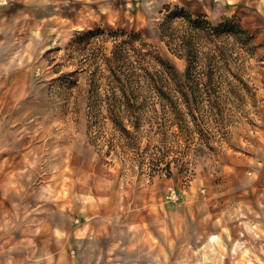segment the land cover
Here are the masks:
<instances>
[{"label": "rangeland", "instance_id": "rangeland-1", "mask_svg": "<svg viewBox=\"0 0 264 264\" xmlns=\"http://www.w3.org/2000/svg\"><path fill=\"white\" fill-rule=\"evenodd\" d=\"M0 49V264H264V0H0Z\"/></svg>", "mask_w": 264, "mask_h": 264}, {"label": "crops", "instance_id": "crops-1", "mask_svg": "<svg viewBox=\"0 0 264 264\" xmlns=\"http://www.w3.org/2000/svg\"><path fill=\"white\" fill-rule=\"evenodd\" d=\"M3 51L1 52V49H0V68H12L13 66L10 65L8 66V62H4L3 61ZM5 56V55H4ZM12 61V60H11ZM11 63V62H10ZM15 67V66H14Z\"/></svg>", "mask_w": 264, "mask_h": 264}]
</instances>
